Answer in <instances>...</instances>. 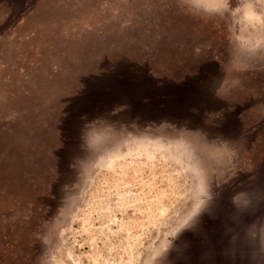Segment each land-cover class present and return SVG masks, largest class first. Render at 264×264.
Instances as JSON below:
<instances>
[{"label":"rangeland","instance_id":"rangeland-1","mask_svg":"<svg viewBox=\"0 0 264 264\" xmlns=\"http://www.w3.org/2000/svg\"><path fill=\"white\" fill-rule=\"evenodd\" d=\"M0 0V264H264V0Z\"/></svg>","mask_w":264,"mask_h":264},{"label":"clouds","instance_id":"clouds-1","mask_svg":"<svg viewBox=\"0 0 264 264\" xmlns=\"http://www.w3.org/2000/svg\"><path fill=\"white\" fill-rule=\"evenodd\" d=\"M191 2V0H177V6L178 7H187L188 4ZM222 7L219 9V11L227 13L229 11V8L231 6V0H221Z\"/></svg>","mask_w":264,"mask_h":264}]
</instances>
